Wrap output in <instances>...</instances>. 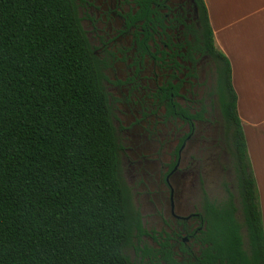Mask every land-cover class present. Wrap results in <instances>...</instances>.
Segmentation results:
<instances>
[{
  "label": "trees",
  "instance_id": "1",
  "mask_svg": "<svg viewBox=\"0 0 264 264\" xmlns=\"http://www.w3.org/2000/svg\"><path fill=\"white\" fill-rule=\"evenodd\" d=\"M197 3L239 200L212 213L215 249L226 264H264L263 212L231 63L205 0ZM119 148L75 0H0V264H132L126 249L141 220Z\"/></svg>",
  "mask_w": 264,
  "mask_h": 264
},
{
  "label": "flooded vegetation",
  "instance_id": "2",
  "mask_svg": "<svg viewBox=\"0 0 264 264\" xmlns=\"http://www.w3.org/2000/svg\"><path fill=\"white\" fill-rule=\"evenodd\" d=\"M75 2L103 74L120 175L141 220L126 249L132 264H226L215 249L212 213L232 200L239 207L235 158L216 61L198 40L197 0ZM206 63L213 68L209 80ZM214 97L223 118L222 127H214L221 128L224 149L213 156L206 145L214 136ZM223 163L231 179L222 183L219 174L217 186L226 194L219 199L211 176Z\"/></svg>",
  "mask_w": 264,
  "mask_h": 264
},
{
  "label": "crops",
  "instance_id": "3",
  "mask_svg": "<svg viewBox=\"0 0 264 264\" xmlns=\"http://www.w3.org/2000/svg\"><path fill=\"white\" fill-rule=\"evenodd\" d=\"M216 46L229 58L264 224V0H205Z\"/></svg>",
  "mask_w": 264,
  "mask_h": 264
},
{
  "label": "rangeland",
  "instance_id": "4",
  "mask_svg": "<svg viewBox=\"0 0 264 264\" xmlns=\"http://www.w3.org/2000/svg\"><path fill=\"white\" fill-rule=\"evenodd\" d=\"M205 69L207 70V80H209V73L210 72H213V68L209 65V63H206L204 65ZM214 85V81H213V78L211 80V84H208L207 81L205 83V87H204V90H205V96H204V99H206L209 95L208 93L210 94V90L212 89V86ZM208 105H210L208 103ZM213 105H214V109L212 111V114H211V117L214 118V122H213V127H212V132H213V137H210V136H207V139H208V145H206V148L208 149V155H215V150L217 148H220L222 147V149H224V145H221V131H220V127L217 129L215 128L214 126L216 125V123H219V126L221 125L222 127V123H223V118L220 114V108H219V105L217 104L216 100H215V97H214V101H213ZM220 162V160H219ZM223 166V170L222 172L219 171L220 170V167H218L217 171L214 172L211 176V180H213L214 182L211 183L212 187H213V191L215 193L216 196H218L219 199H225L226 198V194H225V190L222 189L220 187L219 189V186H217L219 180H220V177H219V174H222V178H221V182L222 183H228L230 185V175L227 174V171H228V166H226L225 163L222 164ZM221 172V173H220ZM240 220L242 221V217L239 216ZM243 233L245 234L246 231L245 229H243Z\"/></svg>",
  "mask_w": 264,
  "mask_h": 264
}]
</instances>
